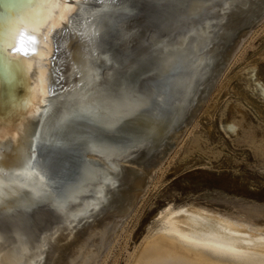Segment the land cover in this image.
<instances>
[{
    "label": "bare ground",
    "instance_id": "obj_1",
    "mask_svg": "<svg viewBox=\"0 0 264 264\" xmlns=\"http://www.w3.org/2000/svg\"><path fill=\"white\" fill-rule=\"evenodd\" d=\"M257 2L261 1L78 0L71 11L60 9L66 17L63 26L59 17L49 24V12L56 11L50 7L34 16L28 27H13V38L20 25L19 30L27 28L41 41L47 38L52 56L24 59L33 86L24 113L18 111L14 119L25 117L13 125L0 123V264L50 260L56 264L61 247L76 238L83 222L111 210L124 182L127 185L130 157L140 151L150 157L178 137L181 124L197 109L195 104L216 75L222 59L218 60L220 42L233 33L232 20ZM139 5L140 16L134 14ZM156 5L177 10L180 20L169 26ZM2 32L0 25V42ZM241 67L237 70L244 78L241 87L264 105V79L257 66ZM142 83L152 84L146 88ZM230 119L223 122L228 134L236 132V122ZM35 124L36 150L26 152ZM45 141L50 143L44 149L69 151L60 170L64 177L53 173V159L41 157ZM34 170L44 176L43 181ZM175 199L154 212L145 236L130 259L126 257L128 264H264V215L245 216L218 205ZM41 211L53 220L43 219L49 225L35 234L28 226L29 215L34 219ZM183 224L192 229L182 228ZM74 261L70 263L85 262Z\"/></svg>",
    "mask_w": 264,
    "mask_h": 264
},
{
    "label": "rangeland",
    "instance_id": "obj_2",
    "mask_svg": "<svg viewBox=\"0 0 264 264\" xmlns=\"http://www.w3.org/2000/svg\"><path fill=\"white\" fill-rule=\"evenodd\" d=\"M261 2L252 5L255 8L253 10L252 7L248 11L243 8L232 20V23L234 20L237 22L236 25L233 23L234 31L228 37L224 36L218 51V60L223 59L220 60L222 62L218 61V67L227 71L219 68L217 71L227 74L222 73L223 77L221 71H216L215 79L211 80L209 91L207 90L208 96L206 94L201 97L197 102L201 105L194 106L197 108L193 110L195 114L191 112L187 116L192 120L186 118L187 127L184 126L179 131L180 139L176 137L173 141H167L160 148L161 151L151 152L150 157L142 155L147 152L130 157L127 165L132 169H129L126 177L127 185L124 182L122 193L118 196L120 202H114L118 208L114 204L111 210L91 219V223L83 222L74 240L68 244L62 242L66 245L61 247L60 255L57 254L56 264H71L74 260L77 263L85 261L84 264H128V258L130 259L131 252L145 236L154 212L172 198L177 201L185 199L205 202L204 204L216 207L218 205L222 209L228 208L233 213L245 216L264 215V105L241 87L244 78L238 74L241 66L255 65L264 79V6ZM249 12L250 15H256L250 16ZM228 118L236 122V132H232L233 135L223 128V122ZM84 246L86 247L83 249ZM86 250H89L88 253L91 251V254ZM95 252L99 254L94 255ZM49 262L52 264L51 260L46 264H50Z\"/></svg>",
    "mask_w": 264,
    "mask_h": 264
},
{
    "label": "water",
    "instance_id": "obj_3",
    "mask_svg": "<svg viewBox=\"0 0 264 264\" xmlns=\"http://www.w3.org/2000/svg\"><path fill=\"white\" fill-rule=\"evenodd\" d=\"M135 2V0H130V2ZM51 7V4L49 3V0H0V25L3 27V32L1 33L2 40L0 42V123L1 124H9L13 125L17 122H19L20 119L24 118L22 115L19 118H15L18 111H22L24 113L26 108V102L29 94V90L33 86V79L30 75V72H28V65L25 58L21 57L19 59H16L12 56L10 50H7V44L12 41V30L13 27L18 24L24 25L25 27H28L30 24H32V19L34 16H41L47 12H49ZM139 10L135 12V15L140 16V8L141 5L138 6ZM157 12H160L164 15H162V18L164 20H168V25H174L177 23V21L180 20L179 13L177 10L168 9L167 7H160L157 6ZM163 8V10L161 9ZM157 15L161 16L159 13ZM161 18V17H160ZM159 18V19H160ZM154 21L159 24L160 21L157 19H154ZM20 25V26H21ZM19 26L17 32L21 28ZM59 28H57L58 30ZM63 29V27L61 28ZM56 30V33H57ZM16 32V33H17ZM55 33V32H54ZM53 33V34H54ZM12 37V38H11ZM52 56V55H51ZM54 56V55H53ZM26 66V67H25ZM215 76V75H214ZM212 77L210 79H213ZM209 82L204 95L207 94V90L211 86V83ZM152 83H142L144 87H148ZM201 96V97H202ZM14 111L16 112L15 115ZM17 117V116H16ZM22 117V118H21ZM185 124H181V129L184 127ZM37 127H32L30 131V138L27 142V148L26 152H33L36 150L34 146L32 147V141H33V135L35 134ZM180 129V130H181ZM32 132V133H31ZM140 152H146V151H140ZM138 152V153H140ZM69 151L67 149H44L43 153H41V157H44L45 159H53L56 163L53 173L59 176H63L61 174L62 167L65 166V162L67 158H69ZM73 155V154H72ZM54 156V157H52ZM71 156V155H70ZM40 157V155H39ZM75 157V155H74ZM77 158H80L79 156H76ZM79 165L78 163L76 164ZM66 169L69 170V172L75 174L77 170L75 168H69ZM44 212H39V215L34 214V219H31V215H29V225L33 233L37 234L40 230H42L46 225L45 221L43 219L49 220L50 218L53 219V217L49 216L50 218L43 216ZM50 222V221H49ZM184 229H192L190 224L182 225L181 226Z\"/></svg>",
    "mask_w": 264,
    "mask_h": 264
},
{
    "label": "snow or ice",
    "instance_id": "obj_4",
    "mask_svg": "<svg viewBox=\"0 0 264 264\" xmlns=\"http://www.w3.org/2000/svg\"><path fill=\"white\" fill-rule=\"evenodd\" d=\"M78 0H49V3L51 4V8L55 9V13L49 12L48 16V22L49 24L56 22V17H59L61 20V25L63 26V23L66 22V17L61 16L60 9L66 8L68 11H71L72 4L77 3ZM33 31H35L33 29ZM7 50H10L12 56L16 59H19L21 57L23 58H32L40 56L44 58V54L47 53L48 56L52 55V52L49 50V45L47 42V38H45L43 41L39 40L37 35H33L29 33V30L27 28H22L18 31V33L14 36L13 42H10L7 44ZM106 58V57H105ZM107 59V58H106ZM46 143H50L49 141H45L41 143V153L44 151V146ZM35 154L33 155L32 159H35ZM32 164L29 163L28 168H32ZM34 174L37 176H40V180H44V176H41L40 173L35 172ZM49 195L55 197V193L51 192V190L48 193ZM3 201L0 200V206H2Z\"/></svg>",
    "mask_w": 264,
    "mask_h": 264
}]
</instances>
